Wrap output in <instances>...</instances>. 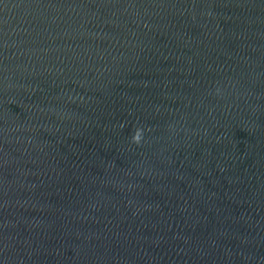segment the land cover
<instances>
[{"label":"water","instance_id":"1","mask_svg":"<svg viewBox=\"0 0 264 264\" xmlns=\"http://www.w3.org/2000/svg\"><path fill=\"white\" fill-rule=\"evenodd\" d=\"M0 264H264V0H0Z\"/></svg>","mask_w":264,"mask_h":264},{"label":"clouds","instance_id":"2","mask_svg":"<svg viewBox=\"0 0 264 264\" xmlns=\"http://www.w3.org/2000/svg\"><path fill=\"white\" fill-rule=\"evenodd\" d=\"M142 134H143V130L137 129L134 135L132 136V142L139 145L142 139Z\"/></svg>","mask_w":264,"mask_h":264}]
</instances>
